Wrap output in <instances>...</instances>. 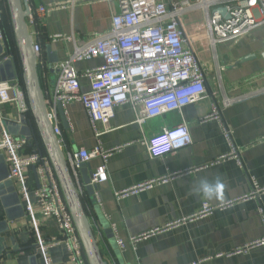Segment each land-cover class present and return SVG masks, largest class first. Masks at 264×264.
<instances>
[{
	"label": "crops",
	"instance_id": "0c3cea01",
	"mask_svg": "<svg viewBox=\"0 0 264 264\" xmlns=\"http://www.w3.org/2000/svg\"><path fill=\"white\" fill-rule=\"evenodd\" d=\"M64 1L27 0L32 10L40 6L48 10L39 25L30 30L34 41L42 48L39 75L45 100L50 105L59 65L69 58L75 47V43L68 38H74L78 45H82L105 34L111 28L117 9L115 4L104 0H77L73 8L60 9L58 5ZM197 13L182 17V26L190 40L189 46L201 63L208 66L205 69L206 99L184 107L180 112L151 119L143 126L136 123L134 111L128 105L121 106L111 121L98 125L102 133L99 138L81 104H70L63 108L66 124L57 107L62 129L59 141L64 154L79 149L90 150L98 141L105 149L121 147L109 159L108 181L96 186L95 199L87 194L81 174L79 184H76L83 189L82 192L78 189L79 194L87 208L104 259L109 264H264V245L246 253H236L237 249L264 239V194L181 224L139 242L136 247L130 246L125 252L116 243L113 225L119 237L128 242L131 237L197 214L204 202L212 206L224 204L249 195L253 182L264 185V92H259L264 87V61L261 57L264 52V25L238 42L213 47L205 28V17ZM253 55L256 57L242 61ZM102 63L100 59L81 61L75 67L79 72H84ZM18 79L0 84L16 85L19 84ZM89 88V81L82 79V92ZM24 93L26 95V91ZM225 99L231 103L224 105ZM215 101L220 105L221 122L200 123L201 118L212 112ZM28 113L26 118L19 119L15 106L0 105V121L27 120L31 125L30 130H34L35 140L27 141L25 153L36 152L39 148L46 150L34 119L29 120ZM182 122L189 127L192 144L164 158H150L141 143L143 136H151ZM225 128L230 131L240 157L217 163L219 157L231 151L224 136ZM2 134L0 130V137ZM36 138L40 147L36 146ZM5 162H0V170ZM100 164L101 161L95 159L89 166L94 171ZM197 168L199 170L196 172L176 176L167 183L131 194L122 200L115 198L117 191ZM217 175L225 183L222 199L209 200L193 194L192 189L199 187L202 179L214 182ZM27 177L31 188L39 185L35 168L28 170ZM9 196L0 195V221L5 220L7 211L12 215L18 212V204L14 200L4 205L3 197ZM18 197L24 216L9 223V231L2 235L8 239L7 251L11 253L3 255L0 264H43L38 249L39 238H54L59 235V230L53 220L39 214L32 221L25 213V202L19 194ZM107 228L111 232L106 234ZM9 238L14 240L13 243ZM15 247L18 250L14 251ZM50 253L54 264L65 263L67 252L63 245L54 247Z\"/></svg>",
	"mask_w": 264,
	"mask_h": 264
},
{
	"label": "built area",
	"instance_id": "2783aa9c",
	"mask_svg": "<svg viewBox=\"0 0 264 264\" xmlns=\"http://www.w3.org/2000/svg\"><path fill=\"white\" fill-rule=\"evenodd\" d=\"M115 4L117 9L112 17L108 32L96 36L82 45L74 38V50L67 60L59 65V75L53 90L51 105L46 102L54 134L62 136L57 107L65 108L79 103L89 117L96 137L102 133L99 124L111 121L116 110L128 105L136 116V123L145 125L149 120L180 112L184 107L199 103L208 97L206 71L204 64L189 46L182 17L197 11H203L205 28L213 47L225 43L238 42L260 26L264 25V0H104ZM77 0H65L60 9L73 8ZM0 0V41L6 42L4 32L5 13ZM224 8L227 16L218 9ZM48 12L45 6L30 9L27 18L29 28L37 27ZM56 39V38H55ZM186 45L188 47H186ZM34 51L38 58L41 45L34 41ZM100 59L103 63L92 69L79 72L75 64L81 61ZM89 81L90 88L81 90V80ZM259 92H264L262 87ZM224 105L230 100L225 99ZM15 106L19 119L26 118L29 105L26 95L19 84H0V105ZM50 107V108H49ZM220 105L212 103V112L200 119V123L221 122ZM224 136L231 151L218 158L217 163L226 159H239L231 133L226 128ZM141 143L146 147L152 159L164 158L192 144L189 127L182 122L151 136H143ZM27 140L12 136L3 131L0 137V154L8 165V178L17 186V192L25 202V213L32 221L36 214L53 220L59 235L51 238H39L38 249L43 264H54L51 250L63 245L67 255L64 264H88L84 247L77 227L65 201L59 180L48 155L39 152L25 153ZM121 147L105 149L101 142L88 150L79 149L65 154L72 177L79 184L83 164L98 159L101 164L92 171L90 184L97 186L108 181L107 163ZM35 168L39 185H28L27 172ZM199 169H188L169 177L143 182L133 188L115 192V198L122 200L131 194L149 190L155 185L167 183L170 179ZM77 186V185H76ZM82 192L80 185L77 187ZM264 194V185L252 183L249 195L233 199L224 204L212 206L202 204L200 212L184 220L167 224L138 236L128 242L119 237L115 225L113 230L118 248L125 252L151 237L168 231L186 222L211 215L215 210H223L241 201L256 198ZM264 214V212L262 211ZM264 245V239L248 244L236 250V253ZM196 264V263H195Z\"/></svg>",
	"mask_w": 264,
	"mask_h": 264
},
{
	"label": "water",
	"instance_id": "95a60500",
	"mask_svg": "<svg viewBox=\"0 0 264 264\" xmlns=\"http://www.w3.org/2000/svg\"><path fill=\"white\" fill-rule=\"evenodd\" d=\"M7 5L14 30L18 57L30 111L46 152L51 159L73 221L77 227L88 264H109L104 259L102 249L100 248L94 228L90 222L87 208L72 177L60 141L54 134L39 75V58L34 51V38L27 23V18L30 14V7L27 0H7ZM218 12L221 15L227 16L224 8L218 9ZM255 57L256 56L253 55L242 61L245 62ZM261 57L264 61V52L261 54ZM18 77L19 71L16 59L10 54L7 44L0 41V82L14 81L17 80ZM58 109L63 118V122L66 124L63 107L58 106ZM30 127L31 125H29L27 120H20V122L0 121L1 131L15 137L24 138L27 141L35 138L34 130H30ZM0 162H5V157L3 155H0ZM80 173L87 194L92 197V199H95L94 190L96 186L90 184L92 170L90 169L89 164H83ZM8 175V165L5 162L4 168L0 170V195H10L6 198L3 197L4 205L6 206L9 200H14L18 204V212L12 215L7 211L5 220L0 221V258L3 255L11 253V251H7L9 248L8 239L2 235L9 231V223L24 216V210L18 197L15 183L8 178ZM92 202L96 203L95 200H92ZM105 232L106 234L110 233L111 229L107 228ZM9 241L10 243H13L14 240L9 238ZM13 250L16 251L18 248L15 247Z\"/></svg>",
	"mask_w": 264,
	"mask_h": 264
},
{
	"label": "trees",
	"instance_id": "16d2710c",
	"mask_svg": "<svg viewBox=\"0 0 264 264\" xmlns=\"http://www.w3.org/2000/svg\"><path fill=\"white\" fill-rule=\"evenodd\" d=\"M2 4H3V0H2ZM2 6L4 8V13H5L4 32H5L6 39H7L6 40L7 46L9 48L10 54H12L16 59L18 71H19L18 82H19L20 86L22 87V89L25 91L24 81H23V77H22V70H21L19 57H18L17 44H16V40H15L13 26L11 23L10 13H9L8 5H7V0H4V4ZM28 118H29V120L31 119L33 121V116H32L31 111H29V113H28ZM33 140H35V138ZM38 140L39 139L36 138V141H37L36 146L40 147ZM36 152H39L42 155H47L46 150H43L41 148H39V150H36Z\"/></svg>",
	"mask_w": 264,
	"mask_h": 264
},
{
	"label": "clouds",
	"instance_id": "9594fccd",
	"mask_svg": "<svg viewBox=\"0 0 264 264\" xmlns=\"http://www.w3.org/2000/svg\"><path fill=\"white\" fill-rule=\"evenodd\" d=\"M224 188V180L217 175L214 182L208 179H202L199 183V187L193 188L192 191L195 195H202L209 200H215L222 199Z\"/></svg>",
	"mask_w": 264,
	"mask_h": 264
},
{
	"label": "rangeland",
	"instance_id": "374dc122",
	"mask_svg": "<svg viewBox=\"0 0 264 264\" xmlns=\"http://www.w3.org/2000/svg\"><path fill=\"white\" fill-rule=\"evenodd\" d=\"M197 12H198V13H197L198 15H199V14H203V15H204V12H203V11H197ZM204 66H205L206 69H208V66H207L206 64H204ZM207 74H208V73H207Z\"/></svg>",
	"mask_w": 264,
	"mask_h": 264
}]
</instances>
